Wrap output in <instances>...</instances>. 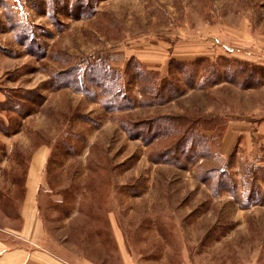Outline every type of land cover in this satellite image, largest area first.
<instances>
[{
    "label": "rangeland",
    "instance_id": "1",
    "mask_svg": "<svg viewBox=\"0 0 264 264\" xmlns=\"http://www.w3.org/2000/svg\"><path fill=\"white\" fill-rule=\"evenodd\" d=\"M41 150V245L72 264H264V0H0L3 238Z\"/></svg>",
    "mask_w": 264,
    "mask_h": 264
},
{
    "label": "crops",
    "instance_id": "2",
    "mask_svg": "<svg viewBox=\"0 0 264 264\" xmlns=\"http://www.w3.org/2000/svg\"><path fill=\"white\" fill-rule=\"evenodd\" d=\"M246 131L229 125L223 149L229 145L230 140ZM46 154L47 151L41 150L31 159L26 179V195L21 206L23 224L15 235L8 234L7 238L0 236V264H72L41 245L43 226L38 218L37 195L43 183Z\"/></svg>",
    "mask_w": 264,
    "mask_h": 264
},
{
    "label": "trees",
    "instance_id": "3",
    "mask_svg": "<svg viewBox=\"0 0 264 264\" xmlns=\"http://www.w3.org/2000/svg\"><path fill=\"white\" fill-rule=\"evenodd\" d=\"M115 83V82H114ZM170 85V84H169ZM164 85V84H154L150 87H148V103L150 104H161L164 101H167L170 96L173 94V87L172 85ZM105 92L108 94V97L111 101V103L114 104H122L124 102L125 105H128V102L131 103L130 98H128L127 96H123L122 95V89H120L119 87L117 88L116 86H109L107 89H105ZM128 101V102H127ZM127 103V104H126ZM123 104V105H124ZM133 105V104H130ZM125 107V106H124ZM123 107V108H124ZM163 130L157 129L155 131H153V133H157L159 134V136H172L177 138V142L178 144L181 142H183V145H188L189 142L192 143L193 147L196 148V142L191 138H189L191 133V127L188 126V128L186 126H184V123L179 125L177 124V122H173V121H169L168 123H166V125L164 124V126H162ZM187 136V138H186ZM191 145V144H190ZM191 145V146H192Z\"/></svg>",
    "mask_w": 264,
    "mask_h": 264
}]
</instances>
